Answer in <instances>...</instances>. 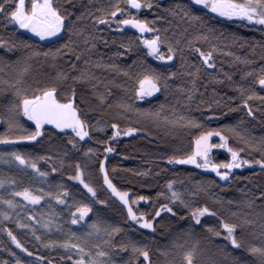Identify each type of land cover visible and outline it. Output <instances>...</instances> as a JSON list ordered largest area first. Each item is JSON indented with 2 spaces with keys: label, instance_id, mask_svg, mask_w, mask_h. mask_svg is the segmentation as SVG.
<instances>
[{
  "label": "trees",
  "instance_id": "trees-1",
  "mask_svg": "<svg viewBox=\"0 0 264 264\" xmlns=\"http://www.w3.org/2000/svg\"><path fill=\"white\" fill-rule=\"evenodd\" d=\"M148 2L151 8L134 10L119 0L127 12L118 13L115 19L135 16L151 22L149 27L157 31L143 38L160 35L166 41L160 51L167 54L169 45L174 49L171 61L150 56L140 42L141 35L123 26L118 28L115 21L110 25L96 23L94 18L113 10L117 0H58L66 22L64 34L53 42H42L12 27L6 14H0V39L5 41L0 45V264H74L80 255L76 249L63 248L65 242L79 243L85 249L86 261L87 253L94 257L96 245H100L99 250L109 253L101 258L104 264H183V254L193 248L194 264H260L249 248L264 246V168L252 163L223 182L215 172L169 163L168 158L190 155L195 138L202 132L220 131L228 137L229 147L242 149V159H264V87L254 83L264 69V26L223 19L192 0ZM182 9L200 19H188ZM198 34L208 40H193ZM64 44H70L72 50L61 48ZM213 45L210 63L214 67L208 68L194 49L207 52ZM58 48L60 54L44 55ZM153 73L161 76L160 90L137 99L138 80ZM88 75L98 81L90 79V83ZM53 86L61 102L74 99L78 114L89 124L90 136L83 141L75 138L73 147L70 129L46 124L37 140H16L34 131L35 125L13 106L23 96ZM240 89L245 90L243 96ZM253 93L254 98L248 101L252 109L249 116L242 99ZM188 120L198 126L188 125ZM8 121L18 127L10 129ZM113 123L121 130L132 127L137 131L110 139ZM5 137L10 142H2ZM106 147L113 151L105 156ZM13 152L35 160L39 170L48 175L40 177L21 165L10 155ZM212 158L214 163H222L231 156L225 149H216ZM100 160L105 161L116 188L129 193L130 202L139 196L149 198L132 205L138 215L144 213L151 219L162 204L173 212L162 211L153 220L154 230L134 223L127 208L103 183ZM77 163L85 182L96 190L95 197L70 178L76 174ZM169 181L173 182L172 191L180 193L191 207L170 202ZM25 188L35 195L41 194L40 189L53 195L31 204L14 195ZM65 189L68 195L61 196L65 204H60L55 196ZM6 200L16 206L10 208ZM80 204H88L92 210L84 220L72 224V213ZM204 206L215 215L207 214L197 224L191 211ZM3 213H8L7 218ZM93 222L100 225L101 232L88 237ZM221 222L239 225L235 235L241 247L225 239ZM113 227L121 231L109 236L104 229L110 232ZM8 231L27 251L12 242ZM133 243L149 252L148 261L131 252ZM121 245L129 247L121 249Z\"/></svg>",
  "mask_w": 264,
  "mask_h": 264
},
{
  "label": "snow or ice",
  "instance_id": "snow-or-ice-1",
  "mask_svg": "<svg viewBox=\"0 0 264 264\" xmlns=\"http://www.w3.org/2000/svg\"><path fill=\"white\" fill-rule=\"evenodd\" d=\"M193 2L197 5H202L204 8L208 9L212 13H216L222 17L228 18H237L241 21H247L249 23H255L257 25L264 26V0H193ZM14 3V8L12 4ZM125 3L130 6L132 9L140 10L141 8H151L152 4L148 2V0H125ZM177 7H180L177 5ZM62 5L58 3V0H30V6H26V0H3V3H0V14H6V18L9 23H14L18 25L20 29H26L29 32L38 36L41 40L54 37L58 33L61 32L62 28L65 25L66 15L61 14ZM113 10L106 13L104 16L99 18H94L97 24H111L113 21L117 24V27L121 26H131L135 28L139 33L144 34L154 33L157 30L149 27L151 22L141 20L136 18L135 16H131L124 19L116 20L117 14H125L127 9H122L119 5V0L117 3L112 6ZM11 9V10H9ZM183 10V9H182ZM184 11V16L188 17L190 20H198L200 19L197 16L191 15L188 11ZM175 14V13H173ZM111 17V20L109 19ZM71 31V29H69ZM79 33H77L78 35ZM193 40L199 41L204 40L207 41L208 37L206 35H196L193 37ZM71 42V41H70ZM140 42L147 48L148 54L150 56H154L157 60L161 61H171L173 59L174 49L171 45L167 48V54L160 51L161 45L165 44L166 41L160 35H153L151 39H144L143 35H141ZM87 43V41H85ZM5 41L0 39V45H4ZM189 44H192V41H189ZM61 48H66L71 51L70 44H64ZM199 53L200 58L204 65L208 68L214 67L210 61L212 60L213 51L215 50V46L213 45L212 50L207 52L201 51L199 48L194 49ZM61 49H56L55 52L52 53H44V55H57L60 54ZM39 55V53H35ZM79 59V56H77ZM199 69H197V72ZM261 75L259 78L254 81V83H258L260 86L264 87V69L261 70ZM170 75H175L174 73H170ZM189 75L195 76L196 73H189ZM247 75H251L248 73ZM74 79H76L74 77ZM160 80L161 76L159 74L153 73L150 75H144L142 78L138 80V87L135 90L136 98L143 99L145 96H151L154 92L160 90ZM165 87L167 86L165 82ZM241 94L243 96L244 89H240ZM18 96L20 95L19 89H17ZM74 96V92H73ZM255 93L249 95L247 98L242 99V104L245 108H247L248 115H252V109L248 106V101L253 99ZM189 99H191V93H189ZM264 99V98H261ZM122 107L130 108L129 105H123ZM13 110L16 112H22L28 120L34 122L35 130L28 133L27 135L17 136L16 140H26V141H35L38 137L42 136V127L44 125H54L56 129L65 130L70 129L74 133V137L70 139L69 143L73 144L75 147L74 140L75 138H79V140L83 141L86 137L90 136L89 124L86 120L81 119V116L78 114L77 106L74 103V99L72 97L67 98L64 102L57 99V88L47 87L42 89L41 91L33 94L32 96H23L19 103L13 106ZM139 111V110H137ZM159 116V113L154 114ZM180 120H185L184 117H180ZM175 122V121H174ZM9 128L18 127L12 121H8ZM187 124L190 126H198L195 121L188 120ZM112 128V136L111 138H116L120 136H129L136 133L137 129L129 127L127 129L121 130L119 125L113 123L111 125ZM234 131V129L232 130ZM215 136L219 137L221 141L220 144H212L210 143V139ZM2 142L8 143L10 142L6 137L3 138ZM195 148L192 153L184 158L177 157H169V163H179V164H190L195 165L198 168L211 169L215 172L216 176L221 180L229 179V173L234 168H241L245 165H249L252 163L260 165L264 168V159L250 161L247 159H242L240 156L241 150H234L232 147L228 145V137L223 135L220 131H207L202 132L197 138L194 140ZM264 146V145H262ZM214 148H223L227 149V152L230 154L231 159L228 162L222 163H214L210 159V152ZM113 148L106 147L104 149L105 156L112 152ZM89 153H92V149H88ZM16 161H19L21 165H26L34 170L38 176L46 177L48 175L47 172H41L37 167V162L31 158L26 159L25 156L19 153H11ZM39 159H45V157H39ZM223 169V170H221ZM76 174L75 176L70 177L73 180L79 181L81 185L90 193L93 197L96 196V190L89 184L85 182L84 173L81 169L79 163L75 165ZM53 172H56L57 169L55 167L52 168ZM99 171L103 174V183L107 185V188L111 190L112 194L118 197V199L123 203V205L127 208L128 217L137 221L141 224V226L145 229L154 230L153 220L156 217L161 215L162 211H167L168 213H172L173 209L169 207L167 204H162L158 209H155V215L148 219L144 213H137L133 210L132 205L138 204L140 201H148V197L139 196L136 199L129 201V193L127 191H119L116 186L109 179L108 172L105 168V161H99ZM3 182L0 181V184ZM62 187V186H61ZM168 189L171 191L170 202L175 203L179 202L184 205L186 208L191 207L190 203L181 199V194L172 191L173 182L169 181L167 185ZM40 195L33 194L28 188H25L23 191L14 193L15 196H22L24 200L29 201L31 204H39L41 200L45 198V196L51 197L53 194L51 192L45 193L43 189H40ZM68 192L65 189L62 193L58 192L55 196V199L60 204H65V200L61 198V196H67ZM195 195V193H193ZM10 208H14L16 205L12 200L4 201ZM103 203V201H101ZM251 207V204H249ZM91 208L88 204H80L79 207H76V211L72 213L74 217L71 221L72 224H76L79 221L84 220L85 216L91 212ZM78 214V218H77ZM205 214L215 215L214 212L211 211L207 206L193 208L191 211L192 219L199 224L200 218ZM5 218H7L8 213H3ZM235 215V213H233ZM247 223H251V221H247ZM21 227H28V225H20ZM48 224H44V227H48ZM239 227L237 224L225 223L221 222V228L226 233L225 239L229 240L230 243L234 247H241L242 242L238 240L235 235L236 229ZM91 229L86 235L91 237L93 234H98L101 232L100 225L98 223L93 222L89 225ZM104 231L111 236L113 233H118L121 231L118 227H113L109 232L108 229H104ZM209 231H213L209 229ZM215 235L219 236V232H214ZM9 237H11L12 242L16 244L17 247L22 248L24 251H27L26 248H23V245L17 240V238L12 234L11 231H8ZM73 235H75L73 233ZM39 239V237H37ZM104 244H109V241H103ZM66 249H76L80 255V258L74 262V264H104V261L101 258L107 257L109 253L107 251H102L100 249V245H96L97 252L93 257L92 253H87L88 259L85 260V249L80 246L79 243L69 244L67 242L61 245ZM121 249L129 247V245H121ZM131 252L133 254H139L143 257L145 261L149 260V252L145 248L138 247L136 244H131ZM249 251L256 255L260 264H264V246L262 247H250ZM194 254L195 248L185 252L183 254V264H194ZM19 264V262H18Z\"/></svg>",
  "mask_w": 264,
  "mask_h": 264
},
{
  "label": "rangeland",
  "instance_id": "rangeland-1",
  "mask_svg": "<svg viewBox=\"0 0 264 264\" xmlns=\"http://www.w3.org/2000/svg\"><path fill=\"white\" fill-rule=\"evenodd\" d=\"M192 1H193V0H192ZM0 3H3V0H0ZM196 5H197V4H196ZM26 6H30V0H26ZM197 6H199V7H203L202 5H197ZM203 8H204V7H203ZM220 17L223 18V19H230V18H228V17H222V16H220ZM231 19H237V18H231ZM65 22H66V21H65ZM254 24H255V23H254ZM10 25H11L12 27L18 29V30H21V31L27 33V34L30 35L31 37H33V38H35V39H37V40H40V41H42V42H53V41H55V40L61 38L62 35L64 34V28H65V25H64V27L62 28L61 32L58 33L56 36H54V37H48V38H45V39L41 40V39H40L38 36H36L35 34L29 32V31L26 30V29H20V28L18 27V25H15L14 23H10ZM86 78H88L89 81H90V79H94L92 82L98 81L93 75H88ZM90 83H91V81H90ZM87 87H88V86H87ZM53 126H54V125H53ZM122 136H123V135H122ZM86 138H87V137H86ZM86 138H85V139H86ZM85 139H84V140H85ZM215 139L218 140V143H214V142H213ZM210 143H212V144H220L221 141L219 140V137H215V136H213V137L210 139ZM228 145H229V144H228ZM194 148H195V147H194ZM216 149H223V148H214V149H212V151L210 152V159L212 160V162H214V161H213V158H212V153H213V151L216 150ZM223 150H224V149H223ZM225 150H227V149H225ZM240 156H241V153H240ZM241 158H242V157H241ZM186 165L196 167L195 165H190V164H186ZM246 167H252V164L245 165V166H243V167H241V168H234V169L229 173V178H230V176H231L235 171H237V170H242V169H244V168H246ZM196 168H198V167H196ZM198 169L201 170L202 172H205V173H211V172H213L211 169H204V168H198ZM221 170H223V169H221ZM221 181L226 182V181H228V179H227V180H221ZM110 191H111V190H110ZM117 198H118V197H117ZM137 215H138V214H137ZM205 215H207V214H205ZM205 215H204V216H205ZM204 216H203V217H204ZM203 217H201V218H203ZM201 218H200V220H201ZM132 221H133V220H132ZM133 222L136 223V224H138L140 227H142L141 224L138 223L137 221H133ZM15 245H16V244H15ZM18 248H19V247H18ZM19 249H22V248H19Z\"/></svg>",
  "mask_w": 264,
  "mask_h": 264
},
{
  "label": "water",
  "instance_id": "water-1",
  "mask_svg": "<svg viewBox=\"0 0 264 264\" xmlns=\"http://www.w3.org/2000/svg\"><path fill=\"white\" fill-rule=\"evenodd\" d=\"M134 10H136V9H134ZM214 14H216V13H214ZM124 28H126V29H129V30H132V31H134V32H136V33H138V34H140V35H143V36H147V35H149L150 33H148V32H146V33H144V34H141V33H139L135 28H133V27H131V26H123Z\"/></svg>",
  "mask_w": 264,
  "mask_h": 264
}]
</instances>
